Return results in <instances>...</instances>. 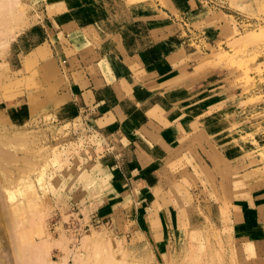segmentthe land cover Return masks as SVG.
<instances>
[{"label":"rangeland","instance_id":"obj_1","mask_svg":"<svg viewBox=\"0 0 264 264\" xmlns=\"http://www.w3.org/2000/svg\"><path fill=\"white\" fill-rule=\"evenodd\" d=\"M5 1L0 0V5ZM141 1L13 0L10 14H0L5 28L9 26L8 33L0 34V264H106L108 260L107 264H243L226 229L228 212L220 214L208 207L210 201L221 204L222 194L216 190L210 193L203 174L186 171L184 165L188 164L182 153L176 155L174 170L169 173L187 194L190 204L184 205L183 211L190 210L192 224L178 232L179 228L170 226L161 214V203L150 199L160 212V229L166 231L155 242L144 231L134 201H125L132 197L128 179L120 174L111 180L112 184L120 179L125 182L126 194L117 190L106 194L100 186L106 180L98 171V156L110 154L115 170H121L124 163L122 149L115 147V136L97 135L85 124L57 122L45 114L34 113L18 122V114L12 113L14 98L36 85L20 78L33 64L27 61L32 50L24 51L33 43L32 33L46 14L85 8L90 19L107 32L133 3ZM198 6L203 13L218 18L221 38L210 46L205 44V49L201 38L213 29L210 24L193 25L200 30L197 32L186 28L182 13L168 15L178 29L179 42L201 55L203 61L209 54L208 60H215L222 76L235 87L236 96L225 104H232L234 123L227 135L238 155L233 162L224 163V172L239 179L248 171L253 178L264 177V0H227L221 11ZM61 78L56 84L44 82L48 95ZM37 96L38 92H29L31 112L44 100L37 102ZM217 179L226 185L224 178ZM162 190L159 186L157 194ZM115 194L119 195L116 202L106 200ZM191 229H196L195 233L189 232ZM84 237L91 245H84ZM94 243L105 245L104 250L98 245L101 249L95 252Z\"/></svg>","mask_w":264,"mask_h":264},{"label":"crops","instance_id":"obj_2","mask_svg":"<svg viewBox=\"0 0 264 264\" xmlns=\"http://www.w3.org/2000/svg\"><path fill=\"white\" fill-rule=\"evenodd\" d=\"M162 1L167 6L159 0L133 3L107 32L90 19L85 8L46 14L24 51L32 50L27 61L33 64L20 78L36 85L14 98L12 113L18 114V122L34 113L45 114L57 122L85 124L97 135L115 136L124 163L115 170L110 154L98 156V171L106 180L100 186L106 194L116 190L126 194L125 182L112 184L111 180L120 174L128 179L132 197L125 201H134L144 231L155 242L166 231L161 230L160 212L150 199L161 203V214L178 232L192 224L190 210L183 211L190 204L187 194L169 173L176 155L182 153L186 171L203 174L210 193L222 194L221 204L210 201L208 207L220 214L228 212L226 229L236 242L237 258L243 264H264V177L253 178L248 171L239 179L224 172L225 164L238 155L227 135L234 123L232 104H225L236 96L235 87L222 76L217 62L208 60L209 54L203 61L179 42L178 29L168 14L182 13L186 28L197 32L193 25L210 24L213 29L201 38L203 49L221 38L218 18L203 13L194 0ZM43 46L45 50H38ZM59 76L53 94L48 95L44 82L54 84ZM33 91L39 93L37 102L44 100L31 112L28 95ZM159 186L163 188L160 195ZM118 197L106 200L116 202Z\"/></svg>","mask_w":264,"mask_h":264},{"label":"bare ground","instance_id":"obj_3","mask_svg":"<svg viewBox=\"0 0 264 264\" xmlns=\"http://www.w3.org/2000/svg\"><path fill=\"white\" fill-rule=\"evenodd\" d=\"M8 1H9V0H8ZM8 1H5L4 3L2 2V3H1L2 5H0V9H1L0 14H2V16H3L4 14H6V13H7V14H10V12H11V11H10V10H11V7L13 8V6L10 4V2L12 3L13 0H12V1L10 0L9 2H8ZM6 2H7V4H6ZM13 5H14V3H13ZM14 7H15V6H14ZM8 10H9V11H8ZM14 11H15V10H14ZM16 12H17V11H16ZM12 13H13V12H12ZM12 13H11V14H12ZM15 14H16V13H15ZM0 16H1V15H0ZM6 16H8V15H6ZM10 16H11V15H10ZM12 16H13V14H12ZM12 16H11V17H12ZM16 19H17V18H16ZM6 20H7V19H6ZM8 20H9V19H8ZM11 20H12V19H11ZM0 21H1V20H0ZM4 21H5V20H4ZM14 21H15V19H14ZM5 22L7 23V21H5ZM1 23H2V21L0 22V24H1ZM11 23H12V22H11ZM1 25H2V27H1ZM1 25H0V27H1V28H4V29H1L2 33L0 32V34H3L4 32H7L6 30H7V28H8L9 26L5 28V26H7V24L2 23ZM8 25H9V24H8ZM3 26H4V27H3ZM11 27H12V26H11ZM9 29H10V28H9ZM12 29H13V27H12ZM7 33H8V32H7ZM7 33H6V34H7ZM4 34H5V33H4ZM3 36H4V35H3ZM263 38H264V37H263ZM4 41H5V40H4ZM1 43H2V41H1ZM5 44H6V43H5ZM83 243H84V245H85V244H88V243L90 244L91 241H89V238H88V237H84V239H83ZM90 245H91V244H90ZM98 245H99V243H94V244H93V246H94V248H95V250H94L95 252H98V247H99V246L101 247L102 244L100 243V245H99V246H98ZM96 246H97V247H96ZM100 247H99V248H100ZM104 247H105V245H104ZM104 247H103V245H102V249H101V248H100V249L103 251V250H104V249H103ZM106 248H107V247H106ZM107 249H108V248H107ZM89 251H90V250H89ZM39 252H41V251H39ZM39 252H37V253L40 254ZM109 252H110V251H109ZM37 253H36V254H37ZM102 253H103V252H102ZM102 253H101V254H102ZM104 253H105V252H104ZM104 253H103V254H104ZM106 253H107V252H106ZM36 254H35V255H36ZM99 254H100V252H99ZM99 254H97V255H99ZM101 254H100V255H101ZM107 255H108V254H107ZM43 256H44V255H43ZM95 256H96V255H95ZM102 256H104V255H102ZM109 256H110V254H109ZM104 257H105V256H104ZM43 258H44V257H43ZM98 258H99V257H98ZM98 258H97V259H98ZM101 258H102V257H101ZM93 259H94V258H93ZM102 259H103V258H102ZM103 260H107V259L105 258V259H103ZM39 261H40V260H39ZM41 261H42V260H41ZM94 261H95V260H94ZM97 261L99 262V260H97ZM108 261H110V260H108ZM108 261H107V262H108ZM103 262H104V261H103ZM105 262H106V261H105ZM107 262H106V264H107ZM91 263H92V262H91ZM101 264H104V263H101ZM108 264H109V263H108Z\"/></svg>","mask_w":264,"mask_h":264},{"label":"built area","instance_id":"obj_4","mask_svg":"<svg viewBox=\"0 0 264 264\" xmlns=\"http://www.w3.org/2000/svg\"><path fill=\"white\" fill-rule=\"evenodd\" d=\"M201 7L207 8L208 10H219L225 8L227 0H194Z\"/></svg>","mask_w":264,"mask_h":264}]
</instances>
